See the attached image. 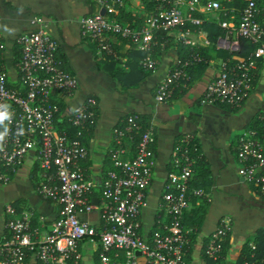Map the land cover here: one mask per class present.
<instances>
[{"label":"built area","instance_id":"built-area-1","mask_svg":"<svg viewBox=\"0 0 264 264\" xmlns=\"http://www.w3.org/2000/svg\"><path fill=\"white\" fill-rule=\"evenodd\" d=\"M97 10L79 18L82 37L91 42L98 57L112 56L115 37L144 52L137 62L143 72H153L154 48L160 46L156 33L190 25L198 29L200 13L217 12L218 26L224 30L217 45L229 52L239 50L240 38L250 45L239 62L220 59L212 78L198 99L200 105H224L239 108L256 76L257 64L264 60V30L257 21L258 8L253 0L237 10L222 7L217 0H143L139 19L126 21L125 0H94ZM35 28L15 39L16 76L8 78L0 65V184H7L24 157L33 152L36 194L59 205L56 217L47 229L38 225L29 208L4 206L3 231L0 233V264H78L77 244L86 239L97 245L95 264H191L185 259L190 229L182 219L192 204L204 205L209 195L194 184V172L200 158L191 133L177 137L172 145L169 169L156 205L149 238L139 233V216L146 207V192L153 167V128L139 115H125L111 129L109 167L103 171L98 190L85 175L81 163L87 155L86 136L96 121V101L91 96L74 106L58 128L61 97H71L77 87L75 76L57 57L58 42L46 29L48 21L33 16ZM186 32H179L183 35ZM183 44L189 41L182 39ZM2 44L0 43V58ZM202 61L191 50L175 63L155 85L156 103L167 100L176 87L183 86L187 68ZM264 125V115L256 116ZM234 158L237 174L251 190L264 195V138L255 127L242 130L235 138ZM128 145V147H127ZM128 153L129 157L120 156ZM96 197V202L92 198ZM95 211L97 222L79 218L78 214ZM228 217L218 219L203 246L205 258L216 261L222 242L230 231ZM247 257L241 264H261L254 241L246 243ZM139 251V255L135 252Z\"/></svg>","mask_w":264,"mask_h":264},{"label":"crops","instance_id":"crops-1","mask_svg":"<svg viewBox=\"0 0 264 264\" xmlns=\"http://www.w3.org/2000/svg\"><path fill=\"white\" fill-rule=\"evenodd\" d=\"M217 1L222 7L233 9L229 15L235 19L239 5L246 0ZM254 1L259 10L257 21L264 30V0ZM144 7L143 0H125L124 13L130 20L139 19ZM96 10L94 0H0V65L13 80L16 76V37L35 28L31 22L33 16L48 21L46 31L58 42L57 57L77 81L75 93L71 97H61L59 118L69 114L86 96L96 101V121L86 136L87 155L81 163L85 175L94 182L93 193L98 190L103 171L109 167L107 153L111 146L112 127L131 113L139 115L144 123H151L154 162L146 192L147 205L139 216L138 230L142 234L151 230L155 207L169 169L173 142L180 135L191 133L200 155L194 183L208 193L210 200L200 211H196L192 204L183 216L182 225L190 229L185 259L191 264H241L246 243L255 241L259 233H264V195L254 193L237 174L234 143L236 136L250 127L257 115H264V60L257 64L252 87L239 108L231 110L224 105H200L198 99L214 75L219 60L228 58L239 62L245 54L230 55L232 51L217 45L224 32L217 24L221 19L217 12H197L201 18L198 29L184 25L165 33L163 40L158 41L160 46H156L153 52L156 66L149 73L143 72L137 64L144 52L115 37L110 39L114 46L111 57L94 54L93 44L80 34L78 20ZM181 31L186 33L180 35ZM182 39L189 43L183 44ZM191 48L201 50L202 61L187 68L189 78L183 86L176 87L167 100L156 103L153 99L155 85L184 58L185 49ZM128 157V153L120 156L121 159ZM34 173L33 152H29L9 182L0 184V233L6 204L18 210L31 209L34 219L44 229L56 217L59 205L36 194ZM78 216L91 223L97 222L95 211ZM222 216L229 218L231 228L222 242L219 258L213 262L205 258L202 251ZM77 248L80 253L78 264L96 263L95 242L83 239ZM28 264L38 263L30 258Z\"/></svg>","mask_w":264,"mask_h":264},{"label":"trees","instance_id":"trees-1","mask_svg":"<svg viewBox=\"0 0 264 264\" xmlns=\"http://www.w3.org/2000/svg\"><path fill=\"white\" fill-rule=\"evenodd\" d=\"M236 1H239V0H236ZM246 1L242 2L238 8H240ZM253 2L255 3V1L253 0ZM256 5V4H255ZM124 20L126 21H129L130 18L127 16V15H124L123 18ZM163 33H156V39L158 41H161L163 40ZM250 48V45L245 41V39H242L240 38V44H239V50L236 51V52H231L229 53L230 55H233V54H236L237 56H241L242 53H247V51L249 50ZM156 48H154V51H155ZM193 50V51H197L198 53H200L199 51L201 50H198V49H195V48H191L190 50L189 49H185V52L183 54V56H187L190 51ZM152 55H153V52H151ZM244 54V55H245ZM224 55V54H223ZM108 57H111V56H108ZM191 68V67H190ZM189 68V69H190ZM65 118H66V115H63V117L59 118V116L55 118V125L58 127V128H61V126H67V122L65 121ZM255 127V129L257 130V133L258 135L261 137V138H264V125L261 124V122H259L258 120L254 121L253 124L251 125V127ZM195 184V183H194ZM196 185V184H195ZM205 205V204H204ZM204 205H199V206H195L194 208L196 209V211H200L204 208ZM155 214L154 213V219H155ZM154 221V220H153ZM152 227H153V224H152ZM151 227V229H152ZM151 231V230H150ZM150 231L149 232H145L144 234H142L143 232L142 231H139V233L142 235V237L147 240L149 238V235H150ZM254 243L256 244V256L258 258H262V262L261 264H264V233H259V235L256 237ZM243 260L247 257V250L246 251H243ZM242 260V259H241ZM241 262V261H240Z\"/></svg>","mask_w":264,"mask_h":264},{"label":"water","instance_id":"water-1","mask_svg":"<svg viewBox=\"0 0 264 264\" xmlns=\"http://www.w3.org/2000/svg\"><path fill=\"white\" fill-rule=\"evenodd\" d=\"M0 112H1V108H0ZM92 201H93V202H96V197L92 198ZM135 254H136V255H139V251H136Z\"/></svg>","mask_w":264,"mask_h":264}]
</instances>
